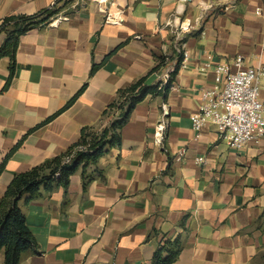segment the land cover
I'll return each instance as SVG.
<instances>
[{
  "label": "crops",
  "instance_id": "1",
  "mask_svg": "<svg viewBox=\"0 0 264 264\" xmlns=\"http://www.w3.org/2000/svg\"><path fill=\"white\" fill-rule=\"evenodd\" d=\"M56 2L48 24L20 36L10 79L11 61L0 59V199L15 175L64 153L83 127L104 128L117 92L159 58L173 79L167 98L135 105L120 147L86 169L85 189L79 168L65 192L41 188L18 201L38 244L19 264H152L166 238L181 244L172 264H264V137L232 149L213 125L198 133L190 122L217 64L241 57L243 67L264 66V0H0V23ZM177 22L192 27L181 65ZM163 105L160 148L153 133Z\"/></svg>",
  "mask_w": 264,
  "mask_h": 264
},
{
  "label": "trees",
  "instance_id": "2",
  "mask_svg": "<svg viewBox=\"0 0 264 264\" xmlns=\"http://www.w3.org/2000/svg\"><path fill=\"white\" fill-rule=\"evenodd\" d=\"M56 5L57 2L52 7L33 15H11L1 21L0 33H4L5 38L0 45V59L8 57L11 61L9 79L14 70L15 53L20 36L30 29L48 24L57 13ZM158 61L146 76L117 92L115 100L102 113L104 118L111 116V120L104 128L83 127L80 140L64 153L14 176L0 199V251H4V264H19L24 253L38 251V244L26 226L25 215L20 210L18 201L24 195L27 196L28 201L37 199L41 196V188L51 191L55 186H60L65 192L70 176L79 168L82 169L85 189L93 179L87 175L86 169L90 165L96 166L109 149L120 147V129L128 120L135 105L148 94L167 98L173 75L162 90H158V85L146 83L148 76L164 65V57L159 58ZM74 98L69 103H72ZM2 168L3 164L0 165V171ZM96 172L103 180V172L100 170ZM180 248L181 244L177 238H166L154 252L152 264H172L177 259Z\"/></svg>",
  "mask_w": 264,
  "mask_h": 264
},
{
  "label": "built area",
  "instance_id": "3",
  "mask_svg": "<svg viewBox=\"0 0 264 264\" xmlns=\"http://www.w3.org/2000/svg\"><path fill=\"white\" fill-rule=\"evenodd\" d=\"M59 19L61 18L57 20ZM176 26L177 51L181 55V65L188 57V52L183 47L185 34L192 27L182 22H177ZM164 66L157 80L158 90H162L172 79V65L166 63ZM262 88L264 66L243 67L241 57H236L232 64H217L214 68L213 88L201 93L202 103L198 111L190 116L192 129L199 133L202 127L211 124L216 128L218 138L225 140L232 149H238L245 144L260 143L264 137V99L259 96ZM167 114V107L163 105L153 133V142L160 148H163L166 135ZM201 160L198 158L199 162Z\"/></svg>",
  "mask_w": 264,
  "mask_h": 264
},
{
  "label": "rangeland",
  "instance_id": "4",
  "mask_svg": "<svg viewBox=\"0 0 264 264\" xmlns=\"http://www.w3.org/2000/svg\"><path fill=\"white\" fill-rule=\"evenodd\" d=\"M55 19H58V17H57V18H55Z\"/></svg>",
  "mask_w": 264,
  "mask_h": 264
}]
</instances>
